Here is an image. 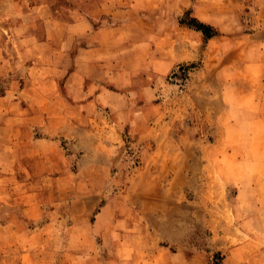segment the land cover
I'll use <instances>...</instances> for the list:
<instances>
[{
    "label": "rangeland",
    "instance_id": "1",
    "mask_svg": "<svg viewBox=\"0 0 264 264\" xmlns=\"http://www.w3.org/2000/svg\"><path fill=\"white\" fill-rule=\"evenodd\" d=\"M257 80L264 0H0V264H264Z\"/></svg>",
    "mask_w": 264,
    "mask_h": 264
},
{
    "label": "crops",
    "instance_id": "2",
    "mask_svg": "<svg viewBox=\"0 0 264 264\" xmlns=\"http://www.w3.org/2000/svg\"><path fill=\"white\" fill-rule=\"evenodd\" d=\"M108 1H110V0H108ZM142 6H145V9H146V5H142ZM179 6L181 7V4L179 3ZM92 9H94V8H92ZM89 27V26H88ZM102 31H104V29L103 28H100V29H98V31H97V33H100V32H102ZM116 32H119V29L117 30L116 29ZM102 41V40H101ZM103 42V41H102ZM106 54V53H105ZM251 92H252V97L254 98V99H256V101L258 102V103H262V104H264V81H259V80H257V81H255L252 85H251ZM239 94H240V92H239ZM258 112H260V113H258ZM263 112H264V106H261V107H259V109L255 112L256 114H252L253 116L252 117H254V118H264V114H263ZM263 114V115H262ZM22 125H24V126H26L27 124H22ZM24 129H26L27 130V128H24ZM15 149H17V147H15Z\"/></svg>",
    "mask_w": 264,
    "mask_h": 264
},
{
    "label": "trees",
    "instance_id": "3",
    "mask_svg": "<svg viewBox=\"0 0 264 264\" xmlns=\"http://www.w3.org/2000/svg\"><path fill=\"white\" fill-rule=\"evenodd\" d=\"M196 25V27L198 28V29H207V27L204 25V24H202V23H199L198 25L197 24H195ZM210 35V34H209Z\"/></svg>",
    "mask_w": 264,
    "mask_h": 264
}]
</instances>
